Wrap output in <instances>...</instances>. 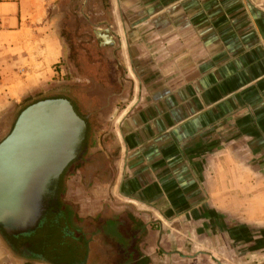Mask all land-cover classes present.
Masks as SVG:
<instances>
[{
    "label": "crops",
    "instance_id": "crops-1",
    "mask_svg": "<svg viewBox=\"0 0 264 264\" xmlns=\"http://www.w3.org/2000/svg\"><path fill=\"white\" fill-rule=\"evenodd\" d=\"M114 1L130 89L110 159L71 163L90 201L72 222L149 264L264 262V0Z\"/></svg>",
    "mask_w": 264,
    "mask_h": 264
},
{
    "label": "rangeland",
    "instance_id": "rangeland-1",
    "mask_svg": "<svg viewBox=\"0 0 264 264\" xmlns=\"http://www.w3.org/2000/svg\"><path fill=\"white\" fill-rule=\"evenodd\" d=\"M115 3L114 0H0V142L27 107L43 100L63 99L73 109L75 105L77 112L74 111L83 121L84 130L87 129V139L85 134L78 153L86 150L85 154L90 152L98 161L105 153L110 159L108 149L115 140L119 108L126 103L121 94L130 89V84L117 45L99 47L95 31H99L96 34L108 31L116 36L112 28L117 15L110 16L112 11L116 12ZM103 34L99 36L101 43L113 45L112 39ZM54 53L57 62L52 64L56 59ZM29 61L32 65L40 61L43 66L29 68ZM44 69L47 78H52L37 84L33 90H26L22 82L24 78L30 79L27 72L36 74ZM22 89L23 93L15 95L16 90ZM83 127L75 133L76 143L82 138ZM73 150L74 153L76 148ZM72 168L71 165L67 168L60 184L57 180L49 181L40 193L33 228L56 218L68 224L69 232L83 233L86 241L91 226L81 227L72 222L73 214L77 215L80 208L79 204L74 210L69 207L73 202L89 204L90 201L86 188L81 189L83 180L78 179L76 169L72 171ZM86 217L85 213L81 214V219ZM1 231L0 264H52L29 257L26 246L16 247L14 243L12 246ZM259 263L264 264L255 255L251 264Z\"/></svg>",
    "mask_w": 264,
    "mask_h": 264
},
{
    "label": "water",
    "instance_id": "water-1",
    "mask_svg": "<svg viewBox=\"0 0 264 264\" xmlns=\"http://www.w3.org/2000/svg\"><path fill=\"white\" fill-rule=\"evenodd\" d=\"M83 126L72 105L63 99L39 101L19 115L0 142V229L5 234L34 229L39 195L50 177L55 179L67 164L68 160L57 165L58 158Z\"/></svg>",
    "mask_w": 264,
    "mask_h": 264
},
{
    "label": "trees",
    "instance_id": "trees-1",
    "mask_svg": "<svg viewBox=\"0 0 264 264\" xmlns=\"http://www.w3.org/2000/svg\"><path fill=\"white\" fill-rule=\"evenodd\" d=\"M73 106L75 109L74 104ZM58 224L59 222L56 224L53 222L51 225H41L26 234L7 235L1 232L12 246L13 243L16 247L26 246L29 257L39 258L52 264H149L148 259L135 255L134 250L129 247L133 245L126 241L124 243L110 240L100 243L99 237H96L94 242L88 244L83 240L82 235L69 232L67 223ZM88 250L89 257H87ZM104 251L109 255L105 257Z\"/></svg>",
    "mask_w": 264,
    "mask_h": 264
},
{
    "label": "flooded vegetation",
    "instance_id": "flooded-vegetation-1",
    "mask_svg": "<svg viewBox=\"0 0 264 264\" xmlns=\"http://www.w3.org/2000/svg\"><path fill=\"white\" fill-rule=\"evenodd\" d=\"M76 132H79V130L76 131ZM81 132H82V136H81L82 138L80 137L81 139L78 141V143H76L77 140L75 141V139L73 138L74 141H72V142H75V144L72 143L71 146L68 148L67 152L64 153L61 158H58L57 163H58L59 166L64 161L68 160L67 164L63 167V171H64V169H67L68 168L69 164L71 165L72 162H74L78 157H80V154L78 153V151L80 149V146H82L81 144L84 141L85 134H86V139H87V129L84 130V127H83ZM88 138H89V136H88ZM75 148H76V151L73 153L72 151H74L73 149H75ZM53 172H55V171H53ZM58 175H60V174H58ZM50 176H52V175H50ZM50 178H51V179H49L50 181L56 180V179H53L52 177H50ZM38 201H39V198L37 200V203H38Z\"/></svg>",
    "mask_w": 264,
    "mask_h": 264
},
{
    "label": "bare ground",
    "instance_id": "bare-ground-1",
    "mask_svg": "<svg viewBox=\"0 0 264 264\" xmlns=\"http://www.w3.org/2000/svg\"><path fill=\"white\" fill-rule=\"evenodd\" d=\"M97 35V38H98V40L100 41V38H99V36L101 35V36H103L104 34L103 33H98V34H96ZM100 44H101V47H106V46H111V44H106V45H104V44H102L101 43V41H100ZM64 152H66V151H64ZM64 154V153H63ZM62 154V155H63ZM62 155L61 156H59V158H61L62 157ZM58 165V164H57ZM66 165V164H65ZM62 170H63V168H62ZM61 170V171H62ZM23 240V239H22ZM25 241V240H24Z\"/></svg>",
    "mask_w": 264,
    "mask_h": 264
}]
</instances>
